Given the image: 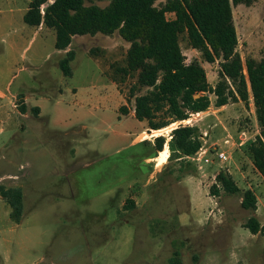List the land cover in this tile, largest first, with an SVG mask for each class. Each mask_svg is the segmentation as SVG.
Here are the masks:
<instances>
[{"label": "rangeland", "instance_id": "rangeland-1", "mask_svg": "<svg viewBox=\"0 0 264 264\" xmlns=\"http://www.w3.org/2000/svg\"><path fill=\"white\" fill-rule=\"evenodd\" d=\"M29 1L0 0V184L23 191L19 222L0 197V264H264V233L244 227L250 215L264 225V180L249 151L259 134L251 97L217 107L209 92L206 111L148 131L126 101L132 78L112 80L128 43L117 32L74 35L72 73L64 76L58 61L66 51L54 47V30L23 21ZM232 20L242 62L264 58V0L232 5ZM179 46L213 87L219 59L206 62L185 33ZM179 124L198 128L207 162L192 159L197 154L177 158L169 141ZM159 135L161 151L167 147L155 170L161 151L147 140ZM219 171L254 191L255 212L240 206L241 193L219 185L211 193Z\"/></svg>", "mask_w": 264, "mask_h": 264}, {"label": "trees", "instance_id": "trees-1", "mask_svg": "<svg viewBox=\"0 0 264 264\" xmlns=\"http://www.w3.org/2000/svg\"><path fill=\"white\" fill-rule=\"evenodd\" d=\"M94 1L101 0H30L23 21L52 28L54 47L58 50H66L74 35L117 32L128 47L124 64L112 65V80L119 85L132 78L126 101L132 103L133 116L146 122L148 131L206 111L210 106L209 92L214 94L217 107L238 100L247 104L251 97L259 134L249 145V151L254 168L264 180V58L248 57L242 62L236 51L237 35L232 20V5L249 0H110L105 6ZM44 4L47 5L42 14L40 7ZM167 13L173 17L167 18ZM181 33L186 34L189 46L200 52L206 62L219 59L218 81L213 87L199 62H185L179 46ZM74 57L75 51L69 48L59 59L64 76L71 75ZM19 111L26 112L23 100ZM31 111L37 116L39 108L32 107ZM119 111L128 113L127 105H121ZM199 136L196 126L179 124L173 128L169 143L178 151L177 158L194 155L201 146ZM153 141L157 154L163 149L165 138L159 135ZM215 181L212 194L218 193L216 185L228 194L241 193L240 206L255 212L257 197L253 190L241 191L224 171L216 174ZM0 197L9 205L10 217L19 222L22 189L0 184ZM244 227L254 235L264 233V225L255 215L247 218ZM169 262L179 264L177 258H170Z\"/></svg>", "mask_w": 264, "mask_h": 264}, {"label": "built area", "instance_id": "built-area-1", "mask_svg": "<svg viewBox=\"0 0 264 264\" xmlns=\"http://www.w3.org/2000/svg\"><path fill=\"white\" fill-rule=\"evenodd\" d=\"M43 5H41V7H42ZM40 7V12L43 14V9ZM214 150H215V155L217 156V158H219L220 160H223V159H226V155H225V153L224 152H222V151H219V150H217V149H215L214 148ZM195 154H197L198 156H196V157H194V158H192V159H196L197 161H202V159L205 161V162H207L208 161V158L206 157L207 156V154H206V151L205 150H202V148H199V150L195 153ZM201 156V157H200ZM200 166L198 165V168H199Z\"/></svg>", "mask_w": 264, "mask_h": 264}, {"label": "bare ground", "instance_id": "bare-ground-1", "mask_svg": "<svg viewBox=\"0 0 264 264\" xmlns=\"http://www.w3.org/2000/svg\"><path fill=\"white\" fill-rule=\"evenodd\" d=\"M188 119H186V120H183V122H186ZM176 124V122H174V123H172V124H170V125H168L167 127H165V128H162V129H168V128H170V127H172V126H174ZM162 129H156V130H154L153 132H159V131H161ZM153 134V133H152ZM166 145H165V149L163 150V151H161L159 154H160V156H159V158H157V160H156V163H155V170H158V168L160 167V165L162 164V162L164 161V158H163V156H164V154H165V152H166ZM153 173V172H152ZM155 173V172H154Z\"/></svg>", "mask_w": 264, "mask_h": 264}, {"label": "crops", "instance_id": "crops-1", "mask_svg": "<svg viewBox=\"0 0 264 264\" xmlns=\"http://www.w3.org/2000/svg\"><path fill=\"white\" fill-rule=\"evenodd\" d=\"M42 25V24H41ZM40 26V25H39ZM62 51V53L64 52V51H66V50H61ZM24 103H25V100H24ZM22 114V113H21ZM151 131H153V130H151ZM144 133H146V131H145V129L143 128V130L138 134V135H143ZM150 137V136H149ZM148 141V143H153V140H147ZM132 143V142H131ZM157 154H158V152H157ZM152 155H145L143 158H145L144 160H146L147 162H145L146 164H149L150 162L149 161H151L152 159H153V157H151ZM155 157V156H154ZM154 167H155V165H154Z\"/></svg>", "mask_w": 264, "mask_h": 264}]
</instances>
